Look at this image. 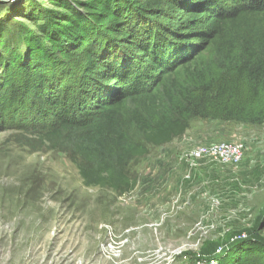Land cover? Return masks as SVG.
<instances>
[{"label": "rangeland", "instance_id": "1", "mask_svg": "<svg viewBox=\"0 0 264 264\" xmlns=\"http://www.w3.org/2000/svg\"><path fill=\"white\" fill-rule=\"evenodd\" d=\"M39 2L44 10L67 7L82 19L86 31L76 47L50 46L27 17L10 27L32 38L22 44L26 49L44 45L46 56L39 54L47 62H68L69 69L74 62L65 52L88 60L108 46L110 56L123 51V60L148 33L176 32L184 20L165 7H149L147 0ZM5 4L0 0V9ZM72 31L83 35L77 26ZM4 47L0 43L1 54ZM21 77L17 70L13 80L20 84ZM6 114L0 107V264H195L235 238L239 243L221 264H245L247 253L264 252L248 243L254 234L264 242V124L193 119L183 136L163 147L147 146L146 156L126 165L137 185L122 196L84 187L69 153L15 130ZM236 141L245 157L235 168L195 152ZM114 150L120 151L106 150V156L114 157Z\"/></svg>", "mask_w": 264, "mask_h": 264}, {"label": "trees", "instance_id": "2", "mask_svg": "<svg viewBox=\"0 0 264 264\" xmlns=\"http://www.w3.org/2000/svg\"><path fill=\"white\" fill-rule=\"evenodd\" d=\"M39 1L0 9V107L15 130L69 153L84 187L131 194L137 181L126 165L146 156L147 146L183 136L193 119L264 124V0H147L184 18L176 32L148 33L123 60V51L110 56L108 46L88 60L65 52L74 62L70 69L68 62H47L39 54L46 56L44 45L26 49L22 44L32 38L10 27L27 17L50 46L76 47L86 31L82 19L67 7L44 10ZM73 26L83 35H74ZM17 70L20 84L13 80ZM112 149L120 151L108 158ZM248 239L264 249L259 236ZM239 240L217 245L223 247L220 264ZM245 264H264V252L247 253Z\"/></svg>", "mask_w": 264, "mask_h": 264}, {"label": "built area", "instance_id": "3", "mask_svg": "<svg viewBox=\"0 0 264 264\" xmlns=\"http://www.w3.org/2000/svg\"><path fill=\"white\" fill-rule=\"evenodd\" d=\"M195 152L208 160L211 159L217 161L218 163L226 165L230 168L239 166L245 157L244 146L237 141L211 144L200 147ZM235 239H232L231 242ZM222 253L223 247L219 246L207 259H199L195 262V264H220V256Z\"/></svg>", "mask_w": 264, "mask_h": 264}, {"label": "water", "instance_id": "4", "mask_svg": "<svg viewBox=\"0 0 264 264\" xmlns=\"http://www.w3.org/2000/svg\"><path fill=\"white\" fill-rule=\"evenodd\" d=\"M15 0H5L6 4H12Z\"/></svg>", "mask_w": 264, "mask_h": 264}]
</instances>
